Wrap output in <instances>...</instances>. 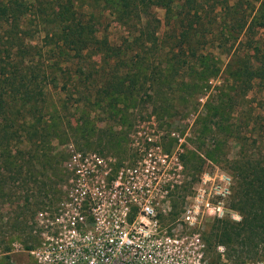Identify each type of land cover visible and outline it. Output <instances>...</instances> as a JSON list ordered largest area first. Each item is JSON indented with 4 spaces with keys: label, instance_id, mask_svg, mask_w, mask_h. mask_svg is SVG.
<instances>
[{
    "label": "trees",
    "instance_id": "trees-1",
    "mask_svg": "<svg viewBox=\"0 0 264 264\" xmlns=\"http://www.w3.org/2000/svg\"><path fill=\"white\" fill-rule=\"evenodd\" d=\"M103 1L108 16L128 31L120 42L110 39L107 27L100 30L94 12L88 17L86 8L94 9L95 1L0 0V242L11 231L32 233L29 221L43 204L53 202L55 179L70 176L52 146L67 129L84 132L81 122L93 108L96 115L122 122L131 103L145 95L155 105L167 104L171 96L189 91L188 78L217 76L219 62L207 50L237 40L245 27L234 21L237 10H231L230 26L208 28L220 0ZM172 3L179 8L180 34L176 29L172 44L164 47L161 39V47L151 48L145 33L153 21L145 15ZM235 58L229 66L236 69L232 91L243 99L256 80H264V52L256 47ZM51 90L57 105L49 98ZM71 102L81 113L76 122ZM257 159L249 156L232 166V206L241 222L217 220L213 225L217 246L237 263L264 259V160Z\"/></svg>",
    "mask_w": 264,
    "mask_h": 264
},
{
    "label": "rangeland",
    "instance_id": "rangeland-1",
    "mask_svg": "<svg viewBox=\"0 0 264 264\" xmlns=\"http://www.w3.org/2000/svg\"><path fill=\"white\" fill-rule=\"evenodd\" d=\"M94 1V9L86 8L88 17L94 12L93 20L99 23L100 30L107 27L110 39L120 42L128 31L113 16H108L103 0H85V3ZM178 10V5L172 3L169 8H151L150 14L145 15V20L153 21V29L145 33L151 48L161 47V39L166 42L164 47L174 42L171 38L177 34L175 30L181 19ZM231 10H237L234 21L241 20L245 27L237 40L222 46L220 41L216 43L219 48L207 50L219 62L217 76L207 81L201 76L188 78L192 86L189 91L171 96L167 104L155 105L145 95L138 103H131L122 122L96 115L93 108L89 119L84 124L80 121L84 132L67 129L61 140L52 145L54 153L63 159V172L70 176L55 179L57 190L50 193L49 199L53 202L43 204L32 215L29 221L32 230L35 222H39V226L52 223L48 220L58 213L67 194L80 187V177L88 178L82 185L86 184L89 190H101L104 184L107 190H112L116 180L123 176L124 184L148 193L146 200L152 201L156 210L152 223L141 218L147 224V227L143 225L144 232L154 240L165 241L166 250L169 249L180 264H264V259L237 263L229 259L223 246H217L215 222L242 220L233 209V193L224 198L222 217L205 214L196 225L183 220L184 209L191 204L196 192L220 191L224 176L234 189L236 179L232 166L235 161L249 156L264 160V80H256L254 89L242 99L232 91L236 69L229 68L232 57L238 56L235 58L238 61L245 53H254L256 47L264 52V26L259 25L264 23V0H220L217 14L210 17L208 28L220 30L230 26L233 22L229 15ZM150 36L159 41L151 42ZM201 71L200 68L198 73ZM50 92L52 104L57 105L56 92ZM221 101H224L223 108H220ZM71 104L74 106L71 120L76 122L81 113L75 109L77 102ZM18 136L20 141L24 139L21 134ZM125 177L138 180L135 184L128 183ZM42 212L43 220H39ZM51 234L35 235L28 229L11 231L5 241L0 242V264H40L26 247L42 246Z\"/></svg>",
    "mask_w": 264,
    "mask_h": 264
},
{
    "label": "built area",
    "instance_id": "built-area-1",
    "mask_svg": "<svg viewBox=\"0 0 264 264\" xmlns=\"http://www.w3.org/2000/svg\"><path fill=\"white\" fill-rule=\"evenodd\" d=\"M73 160L77 162L76 156ZM87 179L79 178L80 187L67 194L58 213L48 220L52 223L33 224L35 235L52 232L42 246L30 250L40 264H180L166 250L165 241L154 240L144 232L147 224L141 218L152 223L156 217L152 201L146 200L148 193L124 184L123 176L112 190H107L105 184L101 190H89L82 185ZM137 180L127 178L128 183ZM222 184L220 191L196 192L184 209L186 224L196 225L205 214L222 217V204L232 193V182L224 176ZM39 215L38 219L43 220V212Z\"/></svg>",
    "mask_w": 264,
    "mask_h": 264
},
{
    "label": "clouds",
    "instance_id": "clouds-1",
    "mask_svg": "<svg viewBox=\"0 0 264 264\" xmlns=\"http://www.w3.org/2000/svg\"><path fill=\"white\" fill-rule=\"evenodd\" d=\"M238 218V217H237Z\"/></svg>",
    "mask_w": 264,
    "mask_h": 264
}]
</instances>
